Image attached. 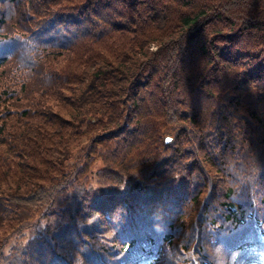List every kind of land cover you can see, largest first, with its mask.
I'll list each match as a JSON object with an SVG mask.
<instances>
[{"label":"trees","instance_id":"trees-1","mask_svg":"<svg viewBox=\"0 0 264 264\" xmlns=\"http://www.w3.org/2000/svg\"><path fill=\"white\" fill-rule=\"evenodd\" d=\"M16 139L85 141L4 179L3 239L42 225L8 264L264 257V0H0L4 166Z\"/></svg>","mask_w":264,"mask_h":264},{"label":"rangeland","instance_id":"rangeland-1","mask_svg":"<svg viewBox=\"0 0 264 264\" xmlns=\"http://www.w3.org/2000/svg\"><path fill=\"white\" fill-rule=\"evenodd\" d=\"M151 49H156L155 44H150ZM92 51V50H91ZM30 98V97H29ZM32 99V98H30ZM29 104V102H27ZM26 105H23V107ZM32 107V103L29 105ZM45 106H50L51 110H56L53 106V103L50 102L49 104ZM21 106H18V109H20ZM40 109V108H38ZM33 123L36 124L37 121L33 120ZM13 140V139H12ZM17 142H20L22 144H25L27 150L25 152V149L19 148V151L22 152L26 157L20 156V154L15 152V148L9 147L6 150L7 153H12L13 155L17 156L15 159L18 161V168L15 166H4L0 163V189L1 190H9L11 187L5 183L2 184L4 179L6 177L11 178H17L22 175L23 170L29 169L32 160L36 163V172L38 173H46L48 180H44L40 182L39 184L41 186H44L45 188L48 187L50 184H52L55 181H58L59 177L63 176V173L65 171V166H70L75 164V158L78 151V146L82 143H84L85 139H81L78 144L75 143L73 140L72 143L68 144L67 147H69V154L65 155L63 158H53L50 157L49 154H51L53 151H55L56 148L61 147L59 142H49L50 139H28L25 142H23V139H16ZM48 143L52 146L48 148ZM63 147V145H62ZM1 157V153H0ZM20 158H23V164L20 163ZM48 167V170L46 171V168ZM99 167V162L96 160L92 163L90 166V170L94 171ZM28 175L33 174V170H27ZM32 179L33 181H36V176H33L32 178L28 177L27 179H24L25 181H29ZM38 212L31 213V216L28 218V224L24 227H21L9 234L3 239V237L6 235L8 231V227L6 223L2 224L0 227V264H8V261L10 260H16L17 258L21 257V252L27 245H29V237L33 234L31 231L32 226L34 229H41L42 225L38 222ZM9 236V237H8ZM3 239V240H2ZM5 256V257H4ZM263 255L261 253L258 254V258H253L248 264H264V261L262 260ZM8 259V261H6Z\"/></svg>","mask_w":264,"mask_h":264},{"label":"water","instance_id":"water-1","mask_svg":"<svg viewBox=\"0 0 264 264\" xmlns=\"http://www.w3.org/2000/svg\"><path fill=\"white\" fill-rule=\"evenodd\" d=\"M170 140V137H166L165 141L168 142Z\"/></svg>","mask_w":264,"mask_h":264}]
</instances>
